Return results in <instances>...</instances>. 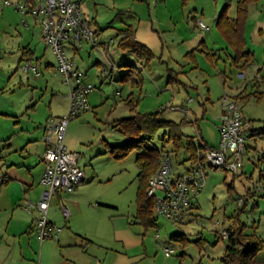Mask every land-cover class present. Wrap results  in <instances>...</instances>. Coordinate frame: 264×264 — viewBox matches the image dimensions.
Wrapping results in <instances>:
<instances>
[{
  "label": "rangeland",
  "instance_id": "374dc122",
  "mask_svg": "<svg viewBox=\"0 0 264 264\" xmlns=\"http://www.w3.org/2000/svg\"><path fill=\"white\" fill-rule=\"evenodd\" d=\"M237 1L171 0L168 7L159 8L156 13L153 7L139 6V0H98L95 6L97 15L92 11L96 18V25L93 24L92 28L98 27L101 30L100 38L108 42L112 40L113 43L109 55L93 49L76 55L77 65L87 71L95 90L90 96L92 108L68 123L65 145H72L69 148L80 155L78 165L86 174L85 183L77 189H81L82 199L86 202L83 214L87 217L90 234L95 241L112 246L122 240L128 254H139L134 264H224L222 258L226 243L221 233L232 225L235 215L248 227L257 228L263 240L258 258L264 260V161L259 160L264 154V137H249L248 132L244 133L246 151L242 161L248 166L246 175L237 176L208 167L206 185L197 196L195 207L188 210L182 222L174 223L160 217L156 220V226H146L136 218L137 148L129 147L125 151L117 148L111 152L114 146L120 147L127 141L126 136L114 129L115 121L132 117L136 114L134 110L151 113L163 108L160 115L162 120L182 121L181 130L186 136H196L198 131L209 145L216 146L219 141L216 119L221 98L230 96L236 88H245L247 92L257 89L264 92V0L248 4L243 23L245 50L253 53L250 66L239 69L222 52L217 64L199 52L195 53L193 60L187 52L194 46H201V32L195 27L192 17L211 26L222 37L216 19L221 13L236 17ZM12 8L0 0V168L5 158L14 156L11 154L3 158L4 151L9 149H4L6 144L10 143L19 152L26 143V128L33 130L36 127H33V123L45 125L49 118L67 114L69 104L68 87L50 68L43 66L41 69L38 65V79L24 74L22 66L36 64L37 60L20 61L23 45L19 47L21 36L18 34L26 33L21 20L32 24V16L15 15ZM86 8L88 12L92 9L85 3L81 5L82 10ZM131 12L141 16L142 29L146 28L144 23L148 21V25L152 26L155 36L147 35L142 39L149 48L154 49L158 58L153 62L164 68V83L169 82L173 89V93L167 92L165 97L156 91L158 84L151 83L148 78H145L140 92L139 85H133L131 79L137 78V68L124 65L127 62L137 65L135 55L118 48L115 38L121 23L130 19ZM170 21L176 22L177 31L184 39L175 46L165 43L161 37L166 26V30H172V24H168ZM39 27L38 24L35 30L36 40L41 37ZM194 36L197 39L193 40ZM167 37L164 34L166 40ZM186 45L189 46L187 50ZM215 45L218 49L227 46L220 43ZM65 47L67 54L72 55V49ZM35 58L46 59L42 61L43 65L46 61L54 62V55L43 43H39ZM108 60L115 62L113 74L109 72ZM96 61L100 65H95ZM103 66H107L108 71L103 70ZM239 73L243 76H238ZM131 87L135 102H139L136 109L125 102ZM119 93L120 96L115 95ZM239 104L242 118L254 128L262 127L264 100L250 99L239 101ZM164 131L163 128L155 130V145L159 146ZM8 137L9 140H2ZM124 152V156L117 157ZM26 155L24 152L22 156ZM184 158L185 152L180 153L177 161L170 158L174 175L183 173L190 165L189 162L177 164ZM243 197L246 205L241 208L238 202ZM254 201L258 206H254ZM97 203L103 207H97ZM89 206L97 208L92 211ZM54 212L63 219L58 207ZM74 225L76 228L84 227V219L76 221ZM164 249H174L175 253L165 257Z\"/></svg>",
  "mask_w": 264,
  "mask_h": 264
},
{
  "label": "crops",
  "instance_id": "0c3cea01",
  "mask_svg": "<svg viewBox=\"0 0 264 264\" xmlns=\"http://www.w3.org/2000/svg\"><path fill=\"white\" fill-rule=\"evenodd\" d=\"M16 1L17 0L11 3L13 4ZM97 1L98 0H82L79 3L78 7L82 17L87 21L91 29L97 33L99 48H93L89 44H84L81 48L74 50L69 44H65V46H68L70 49H72L73 51L72 55H68V54L67 55L74 61L76 67L78 68L79 66L77 65L75 60H76V55H80L79 53L87 49H93L94 51L100 52L103 55L106 53L107 55H109V51L111 48V45L108 44V41L102 40L100 38L99 33L101 32V30L98 27H96L95 29L92 28L93 24L96 25L95 16L97 15L98 11H96L95 6L97 5ZM139 1L141 2V5L139 6L142 7L145 6L148 9H150V7H153L154 11L157 13L159 8L168 7L169 2L171 0H139ZM84 3L88 7L89 6L90 8L92 7L90 12H88L87 8L83 10L81 9V5ZM5 6H9L11 8L13 7V5H5ZM195 10L196 9H194V11ZM92 11L95 12L94 13L95 16H93ZM16 13L17 12L14 11L15 15L18 14ZM137 15L138 14H136L135 12L134 13L131 12L130 19L127 22H122L118 30L131 27L134 30L135 40L140 44L146 46L152 52L154 58L149 63L148 62L145 63L143 60L137 59L136 61L137 65L134 64L135 67L137 68V71H135L137 78L135 77L131 78L132 83L133 85L136 86L139 85V91L141 92V88L144 82L146 81L145 78H148L151 83L158 84L156 85L157 87L156 91L159 94H163L165 97L167 96L166 94L167 92L173 93V89L169 86V82L164 83V78L166 76L164 68L158 64L156 65V63L153 62L156 58H158L157 55L154 53V49L152 50L151 47L149 48L148 44L142 39V37H147V35L155 36L152 30V26L148 25L149 24L148 21L144 23L145 24L144 26H146V28L142 29L143 22L141 21V16H137ZM31 18H32V24L27 23V21L24 19L27 24L24 25V29L26 33L18 34L19 36H21L19 47L23 45V54L20 61L36 62L34 61L36 59L37 63L34 65H36L37 67L38 65H40L41 69L43 68V66L45 67L47 66L48 68H50V70H52V72H54V66L56 64L55 57H54V62L50 63L46 61L44 65L42 64V61L46 59L39 60V58H35L37 47L39 43H43V41L41 37L40 40H36L35 30H36V26H38V23L34 20L33 17ZM192 18L194 19L195 27L201 32V36H200L201 46L200 45L194 46V48H192L190 51H187L188 54L192 56V59L194 60L193 57L195 56V53L199 52L205 54L206 58L209 59L210 62L214 61L215 64H217L216 61L221 59V52H222L224 56L227 58V60L231 61V63L233 64L234 51L232 47L229 45L227 39L222 34V32L220 31L222 34L221 37L218 32L214 31L212 27L208 25L207 26L209 29L206 30L205 32H202L197 26L198 19H195V17ZM168 24H172L171 25L172 30L170 28L166 30V28L168 27L166 26L165 31L163 32L161 37H163L165 43H169L175 46L176 43L182 42V40L184 39L181 36L180 32L177 31L178 25H176V22L172 23L170 21V23ZM216 25H217V19H216ZM164 34L168 35L167 40L164 38ZM116 35L115 38L119 40L120 37L117 38ZM195 39L197 38L194 36L193 40ZM215 43H220V45H227V46L226 48L220 47L218 49ZM208 45L210 46V49L208 48ZM44 46L51 51V49L47 47L45 44ZM65 46L64 48H66ZM117 46H118V42H117ZM180 48L181 47L179 46V49ZM188 48L189 46L186 45L185 49L187 50ZM244 50H245V45H244ZM181 51L182 50L179 51L180 55H181ZM193 52L194 54L192 55ZM1 53H2V48H1ZM159 57H161V55ZM107 64L108 67H110L109 72L113 74V68L115 66L114 60L111 61L108 60ZM95 65H100V62L96 61ZM103 70L108 71L107 66H103ZM83 72L86 75V81L92 83V80L88 77L87 71H83ZM24 74L28 75L30 73L24 72ZM38 77H34V78L38 79ZM168 78L169 80L171 79L170 76ZM121 80H123V78H121ZM162 84H164L163 87L161 86ZM94 90L95 88L90 93L88 98L89 109L92 108L90 104L91 103L90 96L93 94ZM252 92L264 93L259 89L253 90L251 92H247L245 88L243 89L236 88L233 94L230 95V97L234 99V97H237L240 93H243V95H245ZM115 95L120 96L121 94L119 93ZM133 97H134L133 88L131 87L125 102L126 104L136 109L137 105H139V102H135ZM151 97L153 98V96ZM236 101L239 103V101L241 102L243 100L236 99ZM157 104L159 105L160 102H157ZM134 111H136V114L140 113L137 112V110ZM158 111H164V108ZM44 126L45 125L41 124L40 122L37 124L33 123V127H35L33 130L29 128H26L24 130V133L26 134L25 136H27L26 143L20 148L19 151L20 153L10 143L9 145L6 144L4 146V149H7L8 147L9 149L7 151H4L5 155H2L3 158L11 154H13L14 156H9L8 159L5 158L2 163L3 165L2 168H0V264H134L135 259L139 257V254H134V252L128 254L127 246L123 243L122 240H120V243L117 244L116 246H112L106 242H97L94 240L93 238L94 236L90 234L87 228V224H88L86 221L87 217L83 214L84 213L83 210H84V206H86V202L83 201L81 195V189H77L78 187H76L72 192H63V191L56 192L50 200L49 208L47 212V218L51 225L57 228H61V233L58 236V239L41 240L36 235V233H34L32 228H33L34 216L36 215V212L34 209L31 212H27L24 209V204L26 201L36 203L43 190V187L40 184V178L44 168L42 162V156L44 153V144L42 142V137L44 135ZM251 128L252 125L245 132L251 134L249 132V129ZM197 133L199 137L208 146H211L208 144L207 141H205V139L202 137L200 132L197 131ZM9 139L10 137L2 138L3 141H7ZM64 143H65V137H64ZM66 147L69 151H72L69 148L72 147V145H66ZM24 152L27 153L26 157L22 156ZM190 166L191 165H189L187 169H189ZM247 167L248 166L246 164H243L242 169L238 173H236V175L237 176L241 174L246 175ZM180 173L182 172H179L177 174ZM248 178L250 179L252 178V173ZM85 181H86V174L84 172L83 183H85ZM196 202H197V197L190 204L188 210L195 207ZM96 206L103 207L101 203H97ZM254 206L255 207L258 206L257 201H254ZM56 207L59 208L63 219L57 216V214L54 212ZM97 207L89 206V209L93 211L96 210ZM63 209H66L68 211V214L66 216L63 213ZM188 210L184 216L188 215ZM83 219L85 226L82 228L77 226L76 228L74 225L75 222L76 221L79 222ZM155 219L157 220L158 218Z\"/></svg>",
  "mask_w": 264,
  "mask_h": 264
},
{
  "label": "built area",
  "instance_id": "2783aa9c",
  "mask_svg": "<svg viewBox=\"0 0 264 264\" xmlns=\"http://www.w3.org/2000/svg\"><path fill=\"white\" fill-rule=\"evenodd\" d=\"M82 0H3L4 5H13L21 16L30 15L41 28L43 43L49 47L56 59L54 72L60 76L68 87L69 101L67 114L49 118L44 126L42 142L44 165L40 178L43 191L36 203L26 201L24 209L36 212L33 231L41 239L57 240L61 228L51 225L47 212L51 198L56 192H72L84 181V171L78 165L79 155L69 151L64 143L68 123L89 110L88 98L94 86L86 81L85 73L76 67L67 55L65 44L74 50L89 44L99 48L98 35L82 17L79 3ZM23 25H27L24 19ZM198 28L205 32L208 26L201 20ZM112 40L108 42L109 45ZM1 53V47H0ZM25 73L39 76L38 67L32 63L22 66ZM239 76H243L242 73ZM219 141L216 146H208L197 134L194 142L197 145L196 160L189 169L174 175L170 159L163 154L157 171L149 178L146 195L152 200L154 218H164L179 223L182 221L190 204L201 193L206 185L207 168L221 169L234 174L243 167V155L246 151L245 131L250 122L241 116L239 103L225 95L220 100V112L216 119ZM242 205V200L238 202ZM66 216L68 211L63 209ZM222 238L227 235L223 231ZM175 253L174 249H164L166 257Z\"/></svg>",
  "mask_w": 264,
  "mask_h": 264
},
{
  "label": "trees",
  "instance_id": "16d2710c",
  "mask_svg": "<svg viewBox=\"0 0 264 264\" xmlns=\"http://www.w3.org/2000/svg\"><path fill=\"white\" fill-rule=\"evenodd\" d=\"M185 2V0H182ZM258 0H238L236 3V17L230 18L221 13L217 18V27L227 39L229 45L234 51L233 64L239 69H245L253 61V53L244 50L245 40L243 37V23L246 17L247 6L251 2ZM184 4V3H183ZM118 47L122 50L130 51L138 60L149 63L154 55L144 45L137 42L134 38V30L131 27L118 30ZM125 66H135L133 63H125ZM123 65V66H124ZM240 93L234 99L249 101L254 98L256 101L264 100V93L252 92L243 95ZM163 111L152 113H137L133 117L123 118L116 122L114 129L127 137V141L122 146H114L113 150L119 148L124 151L129 147H135L138 150L136 164L139 171L137 174V192H136V218L146 226H156V219L152 214V200L147 197L146 189L149 178L157 171L163 154L174 158L175 161L181 152H185L186 158L178 165L189 162L190 165L196 160L197 145L194 137L186 136L182 132L183 122L164 121L160 118ZM262 127L249 129L250 137H264V121ZM158 128L165 131L160 138L159 146L154 143V133ZM205 143V142H204ZM122 155L117 157L124 156ZM264 161V154L259 158ZM262 176V175H261ZM253 196V195H251ZM242 206L246 205V199L243 197ZM240 208V209H241ZM233 218V217H232ZM250 228L249 231H246ZM225 248L222 261L224 264H264V260L258 258L262 251L263 240L257 233L256 227H248L246 223L241 222L238 215H235L231 226L224 230Z\"/></svg>",
  "mask_w": 264,
  "mask_h": 264
}]
</instances>
